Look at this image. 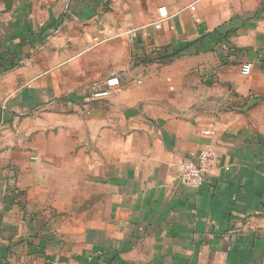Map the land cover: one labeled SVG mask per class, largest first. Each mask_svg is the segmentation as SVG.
Here are the masks:
<instances>
[{"label":"crops","instance_id":"1","mask_svg":"<svg viewBox=\"0 0 264 264\" xmlns=\"http://www.w3.org/2000/svg\"><path fill=\"white\" fill-rule=\"evenodd\" d=\"M0 264H264V0H0Z\"/></svg>","mask_w":264,"mask_h":264},{"label":"built area","instance_id":"2","mask_svg":"<svg viewBox=\"0 0 264 264\" xmlns=\"http://www.w3.org/2000/svg\"><path fill=\"white\" fill-rule=\"evenodd\" d=\"M194 9V7L192 8ZM160 19L155 23L157 28H160L162 22L167 18L168 12L165 7L159 9ZM138 29L133 28L127 32L129 41L133 42L136 38ZM107 40L106 38L100 39L99 37L94 38L96 45ZM252 70V64L245 62L241 65V72L243 75H248ZM113 93L112 87L105 86L103 89L95 90L92 94L93 99H103L111 96ZM217 158V153L214 148L208 146L201 149L194 156L187 158L182 164V180L185 184L192 187H199L205 179L206 173Z\"/></svg>","mask_w":264,"mask_h":264},{"label":"rangeland","instance_id":"3","mask_svg":"<svg viewBox=\"0 0 264 264\" xmlns=\"http://www.w3.org/2000/svg\"><path fill=\"white\" fill-rule=\"evenodd\" d=\"M119 85H120V84H119ZM113 91H114V90H113ZM112 95H113V93H112ZM112 95H111V96H109V97L103 98V99H108V98L112 97Z\"/></svg>","mask_w":264,"mask_h":264}]
</instances>
